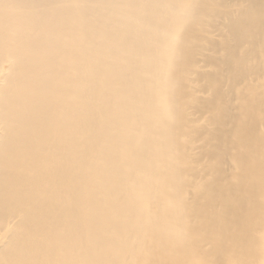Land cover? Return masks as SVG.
I'll list each match as a JSON object with an SVG mask.
<instances>
[{
	"label": "bare ground",
	"instance_id": "6f19581e",
	"mask_svg": "<svg viewBox=\"0 0 264 264\" xmlns=\"http://www.w3.org/2000/svg\"><path fill=\"white\" fill-rule=\"evenodd\" d=\"M0 264H264V0H0Z\"/></svg>",
	"mask_w": 264,
	"mask_h": 264
}]
</instances>
